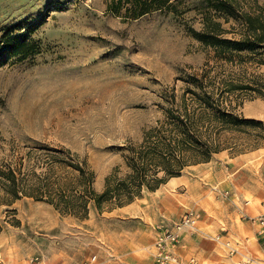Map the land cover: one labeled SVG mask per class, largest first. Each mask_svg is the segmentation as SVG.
Returning a JSON list of instances; mask_svg holds the SVG:
<instances>
[{"label":"rangeland","instance_id":"rangeland-1","mask_svg":"<svg viewBox=\"0 0 264 264\" xmlns=\"http://www.w3.org/2000/svg\"><path fill=\"white\" fill-rule=\"evenodd\" d=\"M223 1L235 15L264 22V0ZM170 2V11L131 19L112 14V0H0V45L11 39L0 52V169L18 167L24 177L31 170L38 175L51 155L65 149L71 163L86 162L94 173L93 188L101 192L108 176L128 172V150L160 127L165 109L180 103L191 87L186 75L206 72L220 87L233 72L264 93V64L248 60L261 55L256 58L264 63V43L252 51L204 46L194 32L201 29L204 12L214 13L217 0ZM223 17L216 19L227 31L222 37L241 41V20ZM21 44L25 49L16 51ZM220 55L240 57L225 63ZM230 97L242 99L237 111L245 119L264 125V98L246 92ZM174 178L155 191L144 188L132 202L136 211L98 212L91 206L86 219L32 197L1 203L0 182V264H74L79 258V264H134L115 248L128 244L136 258H146L142 251L154 242L157 227L172 225L188 210L199 212L201 220L209 204L228 214L245 205L241 220L248 224L264 214V145L242 153L221 151ZM164 213L178 220L166 223ZM254 227L264 251V236ZM244 237L254 246L249 231Z\"/></svg>","mask_w":264,"mask_h":264},{"label":"trees","instance_id":"trees-1","mask_svg":"<svg viewBox=\"0 0 264 264\" xmlns=\"http://www.w3.org/2000/svg\"><path fill=\"white\" fill-rule=\"evenodd\" d=\"M212 4L214 13L204 12L202 27L194 32L198 42L229 51H252L264 43L263 21L249 14L235 15L233 6L223 0ZM173 7L170 0H112L108 5L112 14L131 19L170 11ZM221 16L241 20V41L222 37L227 31L216 21ZM10 41L9 37L4 38L0 52L9 47ZM23 49L21 44L16 51ZM237 56L240 57L220 55V60L233 63ZM256 56L261 55L250 56L248 60L263 65L262 59ZM242 62L240 59L239 63ZM212 79L206 72L185 76V83L191 87L184 90L180 103L165 109L160 127L149 131L141 145L128 150V172L122 176L117 175L119 172L108 176L101 192L94 190V173L86 162L71 163L66 159L70 151L61 149L56 151L58 155L50 156L45 171L38 175L31 170L30 176L24 177L18 167L0 169L1 189L5 194L1 203L9 205L21 197H32L47 202L64 215L86 219L91 206L98 212L127 206L141 196L144 188L155 191L169 179L180 176L185 167L208 162L216 153L229 149L242 153L264 145V125L254 119H245L237 111L242 99L239 103L230 99L244 92L264 98L261 87L253 81H243L233 72L224 76L220 87H215Z\"/></svg>","mask_w":264,"mask_h":264},{"label":"crops","instance_id":"crops-1","mask_svg":"<svg viewBox=\"0 0 264 264\" xmlns=\"http://www.w3.org/2000/svg\"><path fill=\"white\" fill-rule=\"evenodd\" d=\"M156 192H159V190ZM162 194L164 193L162 192ZM169 198L171 201L174 199L172 196ZM172 204L177 206L175 201H172ZM163 207L164 204L162 203L161 210H163ZM209 207L210 210H205L206 213L202 215L199 221V223L202 224V228L197 226L195 228L196 232L186 230L182 233L180 245L176 251L181 259L187 261L190 258H194L196 264H240L243 258L247 256L253 260L250 264H264V251L261 249L256 239L254 224H248L241 220V217L243 218L247 214L246 210H248V208H246L245 205L244 207L241 205L237 207L236 205V207H234L236 209L235 212L228 214L220 211L214 212L216 210H214L212 204H209ZM120 209L137 210L133 203ZM159 213H155V220H157V222L162 219ZM164 215L167 218V220L164 219L166 223L170 224L178 220L177 216L174 214L172 217L166 216V213H164ZM161 221L163 222V220ZM245 231H249L254 236V246L251 244L250 239L244 237ZM151 235L154 238V233H151ZM226 244H228V246H226ZM229 248L235 249L236 254L229 256ZM115 249L117 250V254L124 260H128L129 262L134 261V264H149L153 254V243L147 245L142 251L146 254V258L142 260L136 258L134 251L128 244L120 245ZM220 252L222 254L224 253L225 258L224 256L221 257L219 254ZM256 253L258 254L257 256ZM81 261L82 259L79 258V260H75L73 263L79 264ZM49 262L50 261L46 263L40 262L38 264H50ZM2 264L10 263L4 262ZM59 264L65 263L60 262Z\"/></svg>","mask_w":264,"mask_h":264},{"label":"built area","instance_id":"built-area-1","mask_svg":"<svg viewBox=\"0 0 264 264\" xmlns=\"http://www.w3.org/2000/svg\"><path fill=\"white\" fill-rule=\"evenodd\" d=\"M199 221L200 213L195 210H188L172 225L157 227L150 264H196L194 258L187 261L182 260L176 251L180 245L182 233L186 230H195ZM252 222L259 226L258 232L264 236V214L253 218ZM235 252V249H231L232 254H235ZM251 262L252 259L245 256L240 264H250Z\"/></svg>","mask_w":264,"mask_h":264},{"label":"bare ground","instance_id":"bare-ground-1","mask_svg":"<svg viewBox=\"0 0 264 264\" xmlns=\"http://www.w3.org/2000/svg\"><path fill=\"white\" fill-rule=\"evenodd\" d=\"M172 179H174V178H172ZM172 179H171V180H172ZM164 185H165V184H164Z\"/></svg>","mask_w":264,"mask_h":264}]
</instances>
